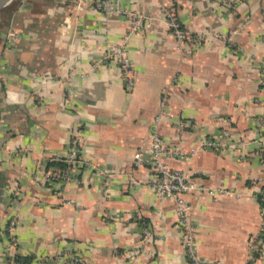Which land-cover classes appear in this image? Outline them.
Masks as SVG:
<instances>
[{"label": "crops", "instance_id": "1", "mask_svg": "<svg viewBox=\"0 0 264 264\" xmlns=\"http://www.w3.org/2000/svg\"><path fill=\"white\" fill-rule=\"evenodd\" d=\"M94 2L4 6L14 10L0 41V264L16 254L30 264H76L71 255L194 264L175 201L148 183L154 134L168 150L163 161L196 186L184 198L198 258L264 264V0H119L142 14L127 45L132 86L105 56L131 18ZM74 135L83 163L49 176L57 167L48 161L64 158Z\"/></svg>", "mask_w": 264, "mask_h": 264}, {"label": "built area", "instance_id": "2", "mask_svg": "<svg viewBox=\"0 0 264 264\" xmlns=\"http://www.w3.org/2000/svg\"><path fill=\"white\" fill-rule=\"evenodd\" d=\"M94 8L103 11L108 14L124 12L130 16L131 21L127 28L126 33L123 35L121 41L112 44L106 53V57L110 56L118 60L121 67V74L126 79L127 84L132 86L134 84L135 71L133 63L131 62L127 45L130 40L131 34L135 32L142 23V14L131 10H123L119 6V0H95ZM167 22L171 28L172 33L176 37L179 43L184 42L189 35L185 28H183L180 22L166 10ZM14 35L10 32V36ZM81 129H79L80 132ZM208 144L213 146H219L221 143L218 140H207ZM151 149L149 157L146 161L151 165L153 170L149 177L148 183H150L160 196L171 198L175 201L176 214L179 218L182 227V237L186 244L188 252L194 261V264H205L201 261L195 252V228L189 221L187 210L189 205L184 198V194L192 191L196 186L190 181L189 173L179 168L169 167L164 161L163 156L168 153V150L162 144L161 138L158 134H154L151 141ZM79 139L77 135H74L72 139V147L70 152L64 158H58L57 156L51 158V160H63L67 163L64 170L60 171L57 168H53L49 171V176L57 177L60 172L63 176L68 177L78 165L83 163V159L79 154ZM135 163L142 162L144 159L140 152L134 153ZM261 207L264 210V189L260 192ZM17 223V217H11L8 225L9 232L13 231ZM260 235L255 236L251 240V246L253 249H257L258 243H260ZM70 260L76 262V264H85L86 262L78 256H68Z\"/></svg>", "mask_w": 264, "mask_h": 264}, {"label": "trees", "instance_id": "3", "mask_svg": "<svg viewBox=\"0 0 264 264\" xmlns=\"http://www.w3.org/2000/svg\"><path fill=\"white\" fill-rule=\"evenodd\" d=\"M13 10H14L13 5L0 8V41L2 39V34L5 32V30L8 27L11 16L13 14ZM47 166L49 167L56 166L60 171H62L63 168H66L67 163L63 160H49ZM0 187H1V182H0ZM9 221L10 218L8 219L7 225H9ZM13 258L15 264H30L33 257L31 255L16 254Z\"/></svg>", "mask_w": 264, "mask_h": 264}, {"label": "water", "instance_id": "4", "mask_svg": "<svg viewBox=\"0 0 264 264\" xmlns=\"http://www.w3.org/2000/svg\"><path fill=\"white\" fill-rule=\"evenodd\" d=\"M9 0H0V8L4 7Z\"/></svg>", "mask_w": 264, "mask_h": 264}]
</instances>
